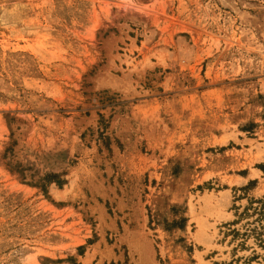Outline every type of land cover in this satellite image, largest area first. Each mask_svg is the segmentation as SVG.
<instances>
[{
    "label": "rangeland",
    "instance_id": "obj_1",
    "mask_svg": "<svg viewBox=\"0 0 264 264\" xmlns=\"http://www.w3.org/2000/svg\"><path fill=\"white\" fill-rule=\"evenodd\" d=\"M0 264H264V0H0Z\"/></svg>",
    "mask_w": 264,
    "mask_h": 264
},
{
    "label": "trees",
    "instance_id": "obj_2",
    "mask_svg": "<svg viewBox=\"0 0 264 264\" xmlns=\"http://www.w3.org/2000/svg\"><path fill=\"white\" fill-rule=\"evenodd\" d=\"M58 183V185H61L62 183L59 181V182H57Z\"/></svg>",
    "mask_w": 264,
    "mask_h": 264
}]
</instances>
